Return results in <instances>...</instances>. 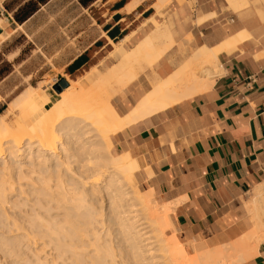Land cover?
<instances>
[{"label": "bare ground", "instance_id": "bare-ground-1", "mask_svg": "<svg viewBox=\"0 0 264 264\" xmlns=\"http://www.w3.org/2000/svg\"><path fill=\"white\" fill-rule=\"evenodd\" d=\"M171 1L157 0L159 11ZM152 22L154 29L134 47L126 45L131 36L120 44L110 40L115 48L110 54L119 63L110 71L114 81L108 79V86L117 85L120 91L138 78L144 62L152 66L171 49L166 24ZM0 29L5 30L0 33L1 46L24 27L17 24L8 30L0 18ZM231 38L217 48H198L167 78L154 73L152 90L124 115L111 101L117 91L107 90L106 83L95 91L83 86L92 70L78 79L66 77L69 87L59 93L49 112L33 99L36 88L20 94L13 103L22 110L23 127L13 128L6 115L0 117V253L6 248L12 255H24L32 249L35 260L29 264H46L47 258L30 246L31 235L37 233L54 242L59 257L72 250L73 264H238L254 256L264 240V184L252 190L248 201L255 224L251 232L233 244L191 255L172 231H178L174 203L159 204L153 189L141 190L137 158L130 151L114 155L111 140L135 122L211 89L219 72V54L234 51L249 35ZM16 194L23 198L14 200ZM17 206L28 209L10 220L8 208ZM38 209L64 215L47 217ZM86 225L93 226L89 241L94 246L87 253L89 245L81 239L88 236ZM99 225L108 231L100 232Z\"/></svg>", "mask_w": 264, "mask_h": 264}, {"label": "crops", "instance_id": "crops-1", "mask_svg": "<svg viewBox=\"0 0 264 264\" xmlns=\"http://www.w3.org/2000/svg\"><path fill=\"white\" fill-rule=\"evenodd\" d=\"M156 3L78 0L82 12L73 21L89 14L91 23L75 36L79 48H73L64 69L77 77L89 71L107 58L110 40L131 36L126 45L135 46L154 29L152 19L166 24L173 41L153 65L152 75L160 78L172 75L198 48H217L239 33L249 35L234 51L219 54L211 89L112 136L113 150L137 158V179L145 190L153 189L160 204L174 203L172 217L183 242L204 240L206 249L233 244L254 229L247 205L264 184V0L175 1L169 16L159 14ZM96 9L99 16L90 15ZM83 34L86 40L78 41ZM152 85L141 76L112 103L124 115ZM247 260L238 264H264V240Z\"/></svg>", "mask_w": 264, "mask_h": 264}, {"label": "rangeland", "instance_id": "rangeland-1", "mask_svg": "<svg viewBox=\"0 0 264 264\" xmlns=\"http://www.w3.org/2000/svg\"><path fill=\"white\" fill-rule=\"evenodd\" d=\"M24 1L25 0H0V18L4 28L12 30L17 27L14 17L15 9L23 5ZM175 1L179 3L184 2V0H172L170 4L161 12L159 11L157 5H155V8L162 16L165 15L164 11L166 12V15L169 16V7ZM78 7V0H52L47 5L41 7V9L26 22L23 31H17L8 42L0 46V117L6 115L9 123L14 126L13 128L23 127L24 125L21 116L22 110L14 107L16 101L13 103L14 100L18 101L20 94L36 88L33 99L42 103L43 111L49 112L54 101L59 98V92L57 91L56 86L62 79L67 81L66 77L78 79L80 76L87 75V72L83 69V74L80 76L77 77L73 74L69 76L64 69V66L73 58V55L75 54V52H73V48H79V46L75 45V43L77 44L75 36L81 31L86 30L91 23L89 14H84L82 18L73 21V19L82 12V10H77ZM89 13L94 17L99 16L98 9L94 10L92 13L89 11ZM0 33H5V30L0 29ZM79 40H86V36L83 34L78 38V41ZM123 41L124 39L117 44H120ZM156 42L160 43L159 40H156ZM111 48L113 49L108 53L107 58H104L98 63V65L89 69V71H92L90 72L89 79L83 80L84 87L89 86L92 91H95V88L100 86L103 87V85L108 82L107 80L110 78V75L114 76L113 72L111 73L110 71H113L112 69L118 65L119 59L110 54L115 49L112 45ZM16 56L18 57L16 58ZM153 65L150 66L148 63L144 62L142 68L137 70V79L141 76H145L146 79L153 78ZM113 81L114 77L109 79V83H112ZM104 86H108L107 83ZM112 86L113 84L111 86L109 85L107 90L117 91L115 87L117 85ZM128 86H125L120 91H117L116 95L111 98V101L119 95H124L125 89ZM68 87L69 84L66 88H63L62 91ZM118 153L119 152L113 150L114 155H118ZM137 181L141 190L145 192L149 190H145V188L141 185V182L138 179ZM15 196L13 197L14 200H20V198H23L17 194ZM154 198L159 203L155 194ZM26 209H28V207L21 208L20 206H17L14 208H8V213L11 214L10 220L18 216V214H21L20 211ZM38 210L47 217L52 215V213L61 218H63L64 215L63 212H59L58 210H54L52 213H47L44 209ZM85 227H87L85 232L88 236H84L81 239L85 241L83 242L84 244L89 245L86 250L87 253L89 250L94 248V246L90 245L89 241L90 238H92L93 226L86 225ZM97 228L103 233L105 232V229L106 231L109 229L106 228V226L102 228L101 225L97 226ZM172 231L173 233L177 232L175 229H172ZM172 231H167V235H172ZM1 232H3V229L0 230V233ZM36 234L31 235V239L33 241H30V246L35 250L38 249V252L43 255V258H47L45 261L46 264H53L52 262L54 261L58 264H73L72 250H67V252L59 257L60 252L56 249L57 247L54 242H49L46 236L44 237L41 234ZM5 235L11 236V234L9 235L8 233H5ZM110 237V239H112V235ZM180 241L183 242L182 239H180ZM183 243L186 246L187 252L191 255L198 253L197 251L204 252L207 248L204 240H201L200 242L192 241L190 245L185 242ZM189 247L192 249H189ZM5 250L9 255L5 252ZM31 250L32 249H26V251L29 252L24 255H22V253L21 255H12V253H9L5 248V254L3 251L0 253V264H29L35 260V256ZM124 264L127 263L124 261Z\"/></svg>", "mask_w": 264, "mask_h": 264}, {"label": "trees", "instance_id": "trees-1", "mask_svg": "<svg viewBox=\"0 0 264 264\" xmlns=\"http://www.w3.org/2000/svg\"><path fill=\"white\" fill-rule=\"evenodd\" d=\"M49 0H28L26 3L21 5L17 11L14 13L15 20L22 24L26 20H28L32 15H34L38 9L40 4H45ZM85 3L86 0H82ZM72 73V72H71Z\"/></svg>", "mask_w": 264, "mask_h": 264}, {"label": "water", "instance_id": "water-1", "mask_svg": "<svg viewBox=\"0 0 264 264\" xmlns=\"http://www.w3.org/2000/svg\"><path fill=\"white\" fill-rule=\"evenodd\" d=\"M68 86V83L65 79H62L59 84L56 86L57 91L60 93L62 92L63 88H66Z\"/></svg>", "mask_w": 264, "mask_h": 264}]
</instances>
